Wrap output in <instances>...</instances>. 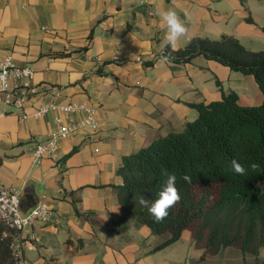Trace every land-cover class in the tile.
<instances>
[{
    "label": "crops",
    "instance_id": "1",
    "mask_svg": "<svg viewBox=\"0 0 264 264\" xmlns=\"http://www.w3.org/2000/svg\"><path fill=\"white\" fill-rule=\"evenodd\" d=\"M161 9L177 13L190 40L229 34L264 49V0H0V60L11 54L15 64L31 66L42 88L24 110L50 102L96 108V127L80 128L59 142L55 156L37 161L34 147L54 130L56 116L78 124L87 111L22 118L0 103V180L45 195L51 205L48 219L23 231L34 236L23 251L32 264L208 263L189 229L153 250L168 235L123 216L118 169L123 156L183 129L197 114L192 102L218 100L231 89L241 104L263 98L252 75L203 55L163 61ZM188 43L182 38L177 48Z\"/></svg>",
    "mask_w": 264,
    "mask_h": 264
},
{
    "label": "trees",
    "instance_id": "2",
    "mask_svg": "<svg viewBox=\"0 0 264 264\" xmlns=\"http://www.w3.org/2000/svg\"><path fill=\"white\" fill-rule=\"evenodd\" d=\"M262 29L264 32V25ZM168 54L175 63H188L203 55L233 71L250 74L263 100L241 104L239 93L231 89L223 91L221 99L190 103L197 114L183 129L160 135L123 156L118 169L123 182L114 185L121 212L123 216L134 214L156 235H168L155 251L177 241L189 229L197 246L204 249L203 255H216L228 246L258 254L264 245V190L259 185L264 181V49L252 50L237 37L223 34L217 39L196 36L174 52L164 48L160 57ZM233 158L245 166V176L229 170ZM250 163L258 167L252 170ZM162 169L177 175L181 199L163 222H156L148 207L135 198L144 195L150 206L166 180ZM184 174L191 176L192 183L179 179ZM4 232L7 230L0 226V264H17L12 232L8 230V236Z\"/></svg>",
    "mask_w": 264,
    "mask_h": 264
},
{
    "label": "built area",
    "instance_id": "3",
    "mask_svg": "<svg viewBox=\"0 0 264 264\" xmlns=\"http://www.w3.org/2000/svg\"><path fill=\"white\" fill-rule=\"evenodd\" d=\"M34 73L35 70L31 66L17 65L11 54L5 55L0 60V103L19 109V116L22 118L41 117L51 109H60L64 112L81 109L87 111L86 118L78 124L66 123L61 116H56L54 130L47 138L37 142L34 147V157L39 161L44 156H55L59 142L70 138L80 128L96 127V108L84 102L69 104L50 102L42 104L33 112H26L24 110L26 103L42 92L41 86L32 82ZM22 198L21 190L8 186L0 180V225L12 232L10 234L11 248L17 264H32L26 259L23 251L26 243L34 236L30 235L29 238H25L23 231L39 219H48L51 215V205L44 195L38 198L37 205L27 213L22 206ZM8 235L9 233L4 232V236Z\"/></svg>",
    "mask_w": 264,
    "mask_h": 264
},
{
    "label": "clouds",
    "instance_id": "4",
    "mask_svg": "<svg viewBox=\"0 0 264 264\" xmlns=\"http://www.w3.org/2000/svg\"><path fill=\"white\" fill-rule=\"evenodd\" d=\"M156 14L160 20V27L166 32L164 43L161 45L162 50L164 48H170L172 52L176 51L178 42L182 38L186 39L187 42H190V38H188V28L174 10L161 9L158 10ZM171 58V55L168 54L163 56L162 60L166 62ZM248 167L255 170L258 165L256 163H250ZM229 170L240 176H245L247 172L245 166L236 158L231 160ZM161 175L166 177L164 186L159 191L158 197L151 202L150 206L148 198L144 195L138 194L135 198L141 206L148 207V211L151 213L156 222H163V220H165L169 215V209L179 203L181 199L180 192L176 187L178 179L177 175L175 173L168 172L167 169H162ZM179 179L185 183H192V178L188 174L180 176Z\"/></svg>",
    "mask_w": 264,
    "mask_h": 264
},
{
    "label": "rangeland",
    "instance_id": "5",
    "mask_svg": "<svg viewBox=\"0 0 264 264\" xmlns=\"http://www.w3.org/2000/svg\"><path fill=\"white\" fill-rule=\"evenodd\" d=\"M255 83H256V81H255ZM256 85H257V83H256ZM257 90H258V92L261 93V95H262L261 99H262L263 93L259 89L258 85H257ZM194 117H196V115L193 116L191 118V120L194 119ZM259 185L264 190V181L259 182ZM0 226L4 227L2 225H0ZM4 228L8 232L9 229L6 227H4ZM209 255H210V258H209L207 264H257V263L264 264V245L259 247L258 254H252L250 252L243 253L238 247L228 246V247L223 248L216 255H213V254H209Z\"/></svg>",
    "mask_w": 264,
    "mask_h": 264
},
{
    "label": "water",
    "instance_id": "6",
    "mask_svg": "<svg viewBox=\"0 0 264 264\" xmlns=\"http://www.w3.org/2000/svg\"><path fill=\"white\" fill-rule=\"evenodd\" d=\"M23 198H22V206L27 205V207L24 208V210L25 212L28 213L37 205V201L39 197L36 198L35 192L32 191L23 194Z\"/></svg>",
    "mask_w": 264,
    "mask_h": 264
}]
</instances>
